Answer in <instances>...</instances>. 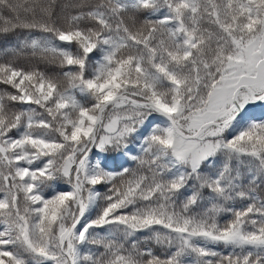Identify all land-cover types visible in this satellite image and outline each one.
<instances>
[{
    "label": "snow or ice",
    "instance_id": "6c2138e0",
    "mask_svg": "<svg viewBox=\"0 0 264 264\" xmlns=\"http://www.w3.org/2000/svg\"><path fill=\"white\" fill-rule=\"evenodd\" d=\"M0 264H264V0H0Z\"/></svg>",
    "mask_w": 264,
    "mask_h": 264
},
{
    "label": "trees",
    "instance_id": "16d2710c",
    "mask_svg": "<svg viewBox=\"0 0 264 264\" xmlns=\"http://www.w3.org/2000/svg\"><path fill=\"white\" fill-rule=\"evenodd\" d=\"M261 110H257V114H260Z\"/></svg>",
    "mask_w": 264,
    "mask_h": 264
}]
</instances>
